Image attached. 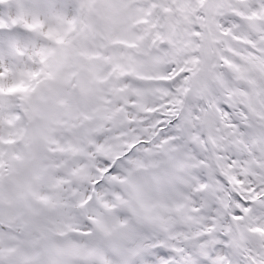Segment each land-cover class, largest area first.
Instances as JSON below:
<instances>
[{
  "label": "snow or ice",
  "instance_id": "obj_1",
  "mask_svg": "<svg viewBox=\"0 0 264 264\" xmlns=\"http://www.w3.org/2000/svg\"><path fill=\"white\" fill-rule=\"evenodd\" d=\"M0 264H264V0H0Z\"/></svg>",
  "mask_w": 264,
  "mask_h": 264
}]
</instances>
